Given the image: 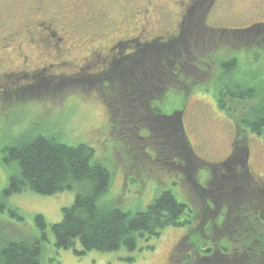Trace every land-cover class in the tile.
<instances>
[{"label": "rangeland", "instance_id": "rangeland-1", "mask_svg": "<svg viewBox=\"0 0 264 264\" xmlns=\"http://www.w3.org/2000/svg\"><path fill=\"white\" fill-rule=\"evenodd\" d=\"M146 1L0 0V76L13 74L0 77V227L8 238L35 240L45 233L41 240L43 264H215L222 257L210 247L228 256L236 249L230 227L234 207L247 203L248 193L252 196L257 191L264 197V138L247 130L237 144L242 159L223 164L235 147L236 125L234 118L217 106L207 83L197 85L202 79L187 95L181 91L187 89L185 79L176 82L165 97H160L167 92L164 89L136 90L144 96L154 91L159 97L153 103L163 117L148 113L146 127L126 115L124 105L129 98L124 90L131 87L134 76L152 67H171L166 71L174 74L180 61L189 80L196 74L203 76L200 72L209 67L203 59L212 51L210 65L216 71H220L221 58L237 55L234 78L253 87L257 99H264V45L248 41L249 35L259 34L264 27V0H149L150 6ZM143 6L148 7L151 19L146 28L149 35H165L175 27L171 43L165 38L166 44L147 48L142 45L145 39L137 36L132 43H117L105 64L106 52L104 57L88 59L96 46H110L125 39L124 35H137L135 20L143 17L133 11H144ZM187 7L191 15L179 27ZM42 19H53L58 26V35L64 36L60 49L29 42L26 26ZM35 28L33 24L29 30ZM242 29L250 30L240 34ZM182 31L185 41L178 40ZM125 45L129 47L120 57ZM180 47L186 50L182 55ZM162 51L170 57L160 56ZM196 65L202 69H197L199 73ZM113 78L122 89L115 81L107 90L100 89L99 79ZM29 131L54 136L69 145H91L96 158L112 173L102 202L136 213L145 210L162 191L171 190L195 212L193 222L162 229L134 253L90 250L79 255L72 249H57L51 225L61 221L62 208L73 203L76 190L2 196L15 173L14 164L3 161L4 150ZM257 207L264 210V204ZM36 214L45 217L46 229L39 228ZM238 218L245 223L244 216ZM226 226L231 229L229 236ZM205 253L216 258H205Z\"/></svg>", "mask_w": 264, "mask_h": 264}, {"label": "trees", "instance_id": "trees-1", "mask_svg": "<svg viewBox=\"0 0 264 264\" xmlns=\"http://www.w3.org/2000/svg\"><path fill=\"white\" fill-rule=\"evenodd\" d=\"M50 29L54 31V27ZM249 30L242 29L239 33H248ZM248 41L254 46H263L264 27L259 34L249 35ZM184 51L186 50L180 47L179 55ZM212 52L205 57V60L203 59L209 64L208 69L204 70L205 73L200 72L203 76L196 74L200 79L194 75L193 79L189 80L188 73L181 71V61L173 68L176 70L174 74L166 71L171 67H162L163 69L160 70L152 67L134 76L129 84L131 87L124 90L129 97L124 103L126 115L136 118L143 127L144 125L146 127L148 124L145 119L148 113L163 117L161 113L158 114V108H154L153 101L159 98L154 95V91L167 90L164 96H160L165 97L174 90L173 86L176 82L184 83L182 79H185L188 80L185 83L187 89L181 91L187 95L188 90L192 87L194 89L196 86L194 84L202 79L197 85L207 83L206 89L213 93L217 106L234 118L235 147L238 148L237 144L243 140L247 130L264 138V99H257L253 87L244 86L234 78L233 71L237 70L239 61L237 55L227 54L224 59L221 58L218 61L220 71H216L211 67L214 61ZM130 56L132 54L126 55L125 58L129 60ZM160 56H164L165 59L170 57L163 51ZM127 60L122 61L128 62ZM198 65L195 69L199 68L202 71ZM132 70L138 69L132 66ZM197 72L199 73V70ZM99 80L101 90H107L110 84L111 86L116 84L120 88L115 78L111 79L112 81ZM136 90L154 91L149 96H144ZM128 102L130 104H127ZM33 134L29 131L4 150L6 155L3 161L6 164H14L15 173L9 178L8 186L2 190V196L6 199L24 191L53 195L76 190L73 203L62 208L61 221L51 225L57 249H72L79 255L90 250L100 252L125 250L134 253L139 251L143 241L157 237L162 229L172 225L187 226L193 222L195 212L186 202L179 201L171 190L162 191L145 210L136 213L102 202V196L110 188L112 173L100 159L96 158L95 149L91 145L87 143L69 145L51 135ZM246 198H248L247 203L241 202L239 207H234V216L230 225L237 241L236 249L228 256L223 250L217 252L210 247L214 254L222 257L217 258L215 264H264V210L257 207L259 204H264V197L259 196L256 191L252 196L248 193ZM243 216L246 221L240 223L238 217L243 218ZM35 218L41 230L48 227L42 214H36ZM234 223L239 225H232ZM230 227H224L228 236ZM2 232L3 227H0V264H43L41 240L46 237L45 233L41 238L28 240L22 237L8 238ZM207 248L208 245L204 250ZM204 255L205 258L215 257L212 253ZM128 258L132 260L133 257Z\"/></svg>", "mask_w": 264, "mask_h": 264}, {"label": "flooded vegetation", "instance_id": "flooded-vegetation-1", "mask_svg": "<svg viewBox=\"0 0 264 264\" xmlns=\"http://www.w3.org/2000/svg\"><path fill=\"white\" fill-rule=\"evenodd\" d=\"M146 4L150 6L151 2H149V0L146 1ZM144 7V11H141V8H137L136 10L133 11L134 15H139L142 16L143 18H138L135 20V24L136 27L134 29V32L137 33V35H124L123 38H119L113 45L110 46H96L94 48H92L89 51V60L94 59L95 56H100V57H104L103 52H106L105 54V58L103 60V63L105 64V62L107 61L108 58V54L110 51H112L113 47L117 46V43H120L122 41H125L124 43H132L134 41L137 40V36L144 38L146 41V44H142V45H147V48L149 47H153L155 46L156 43H164V39L167 38L168 41L167 43H171L172 38L174 37L173 35H176V29L175 27H173V30H171V32H166L165 35H149V32L146 30L149 22L151 21V19L149 18V16L147 15V8L146 6ZM36 11H39L38 8H36ZM181 15H185V17H183L182 21L179 24V27H183V25L186 22V17L191 15V8L187 7L184 10V13H182ZM53 19H46V20H37L34 22H31L30 25L32 26L34 24V26L36 27L35 30H29L30 25L26 26V31L29 32V42L31 43H37V44H44L46 47H48V49H53L54 50H58L60 49V43H63L64 41V36L63 35H58L59 34V29L58 26H56L53 22ZM177 26V25H176ZM191 26V25H190ZM51 27H54V31H51ZM32 32V33H31ZM140 34V35H139ZM181 38H178V40H182L185 41L186 40V36H185V31H182V36H180ZM36 38V40H35ZM54 40V41H53ZM162 41V42H160ZM119 47V46H118ZM129 46L125 45L123 47V49L119 52L120 53V57H123L124 54L123 52L127 50ZM138 48V47H137ZM136 52H140L139 48L138 50H136ZM24 60H26V56H24ZM13 74H2L0 77L4 76V77H9L12 76ZM241 151H239V148L237 147H233L232 151L230 152V154L227 156V158L225 160H227L225 162V160L223 161L225 165L229 166V163H233L234 161H236V159L238 158V156H240ZM247 155L245 157V160H249L250 157V151L248 149V151L246 152ZM238 159H242V158H238ZM241 164L244 165V161L241 162Z\"/></svg>", "mask_w": 264, "mask_h": 264}]
</instances>
